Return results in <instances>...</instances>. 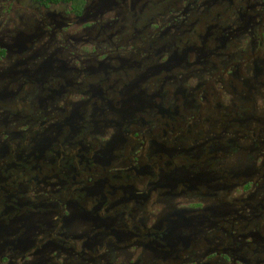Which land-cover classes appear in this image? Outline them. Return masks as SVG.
<instances>
[{"label": "flooded vegetation", "instance_id": "1", "mask_svg": "<svg viewBox=\"0 0 264 264\" xmlns=\"http://www.w3.org/2000/svg\"><path fill=\"white\" fill-rule=\"evenodd\" d=\"M0 264H264V0H0Z\"/></svg>", "mask_w": 264, "mask_h": 264}]
</instances>
